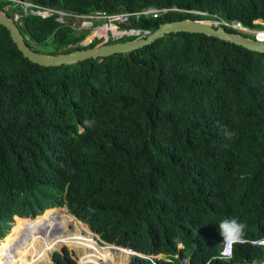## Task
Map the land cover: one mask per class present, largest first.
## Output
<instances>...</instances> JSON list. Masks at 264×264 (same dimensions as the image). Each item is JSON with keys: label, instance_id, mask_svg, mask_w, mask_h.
<instances>
[{"label": "trees", "instance_id": "trees-1", "mask_svg": "<svg viewBox=\"0 0 264 264\" xmlns=\"http://www.w3.org/2000/svg\"><path fill=\"white\" fill-rule=\"evenodd\" d=\"M30 1L77 12L179 9L122 25L149 31L182 18L215 16L258 29L263 25L253 21L264 22V0ZM6 3L0 0V9ZM15 9L4 12L11 17ZM20 20V34L38 52L99 42L79 44L88 30L76 32L53 16ZM62 205L91 234L74 242L62 226L51 243L54 227L38 238L36 256L45 263L77 264L65 248L51 252L66 244L81 264H112L111 245L94 233L144 255L125 263L132 253L117 247L113 264L264 262V247L247 242L233 245L227 259L217 257L224 219L245 223L247 239L264 236V53L181 31L125 53L42 66L23 57L0 25V244L15 220ZM65 212L48 211L46 226L62 222ZM43 218L21 222L1 264H10L12 250L21 258L29 252L33 231L24 232Z\"/></svg>", "mask_w": 264, "mask_h": 264}, {"label": "water", "instance_id": "water-1", "mask_svg": "<svg viewBox=\"0 0 264 264\" xmlns=\"http://www.w3.org/2000/svg\"><path fill=\"white\" fill-rule=\"evenodd\" d=\"M0 25L7 30L11 41L15 44L16 49L23 57L42 66L71 64L88 58H101L115 53H125L149 44L166 33L181 31L202 33L207 36L216 37L220 40L242 46L252 51L264 53V41H258L250 36H245L237 30H227L225 27L214 25L206 19L182 18L172 21H164L159 23L156 28L149 31L144 36L134 37L125 41L96 43L92 47L79 48L56 54L42 53L30 48L20 34L16 23L11 17H8L5 14L3 9H0ZM99 240L101 243H105L103 240ZM108 245L118 248L120 247L110 243ZM57 251L61 252V249H58ZM128 257L129 255H127L126 258L128 259ZM47 264H51V258Z\"/></svg>", "mask_w": 264, "mask_h": 264}, {"label": "built area", "instance_id": "built-area-1", "mask_svg": "<svg viewBox=\"0 0 264 264\" xmlns=\"http://www.w3.org/2000/svg\"><path fill=\"white\" fill-rule=\"evenodd\" d=\"M8 3L4 5V9H8L10 7H15L16 9L12 11V20L16 23V25H21L20 18L24 15H32L40 18H47L53 16L54 19L59 23H65L73 27L77 30H88V34H92V38L99 39L98 43L106 42L108 39L110 40H118L121 37H130L135 35L142 36L147 34L149 30L140 29V28H125L122 25H128L131 19L137 20L140 17L151 16L156 17L160 13H164L168 10H179L175 7H145L136 11H118L115 13H107L103 10H91L89 12H77L71 11L68 9L55 8L47 5L33 3L30 0H6ZM11 4V5H10ZM3 9V10H4ZM187 12L194 14H205V12H201L198 10L190 9ZM212 22V24L217 26H222L225 28H231L239 31L241 34L251 35L252 38H255L258 41H264V28L258 29L254 27L243 26L237 20H224L219 17L206 19ZM68 22H71L68 23ZM253 23H258L264 26V22L262 20H254ZM79 44H84L80 43ZM264 239L263 237H258L253 240ZM252 244V243H250ZM253 245V244H252ZM259 246V245H256ZM224 244L220 249V256L228 257L224 254ZM126 250L132 252L131 249L126 248ZM191 264V263H186ZM206 264V263H203Z\"/></svg>", "mask_w": 264, "mask_h": 264}, {"label": "rangeland", "instance_id": "rangeland-1", "mask_svg": "<svg viewBox=\"0 0 264 264\" xmlns=\"http://www.w3.org/2000/svg\"><path fill=\"white\" fill-rule=\"evenodd\" d=\"M11 5V4H10ZM205 17V16H204ZM68 23H70L71 24V22H68ZM63 24H65V23H63ZM260 28H264V26H262V27H260ZM235 30V29H234ZM78 31H80V30H77L76 32H78ZM263 35H264V33H263ZM139 36H142V33H140V35ZM248 36H250L251 37V35H248ZM131 37H138V35H135V36H131ZM91 38H92V34H87L82 40H81V43H88L90 40H91ZM125 38V37H124ZM80 43V42H79ZM53 208H57V209H61V208H65L64 206L63 207H53ZM65 211H66V209H65ZM41 213H39V215H40ZM45 216V217H44ZM43 217H41V218H43L42 220H41V223H38V224H35V225H33L30 229H27L25 232H24V234H27V233H30V232H32L31 233V236H30V238H29V242H28V244H29V248H30V250H29V252L28 253H30V254H28V255H26V256H23V258H21L20 256H19V254L17 253V251H15V255H14V252H13V250L11 251V253H10V255H9V257H8V260H9V262H10V264H16L17 262H19V264H23L24 263V261H26V260H28L29 258H34L35 259V256H36V254H38V246H40V244H39V240H38V238L39 237H41V236H44V237H46V235L48 234V233H51V231H52V226L54 225L55 227H56V225L55 224H59V223H52L49 227H47L46 225V223L49 221V219H50V216H48L47 215V213L44 215ZM67 216H69V217H73L71 214H68ZM40 218V219H41ZM39 219V220H40ZM37 220V219H36ZM38 221V220H37ZM12 222H13V219H12V221H10L9 222V229H10V227H11V225H12ZM22 222V221H21ZM19 223V224H17L16 225V229L14 230V228L8 233V238H9V242L7 241V243H5L4 245H1L0 244V264L2 263V261L4 260V255L5 256H7V252H6V249H7V247L10 245V243H12L13 241H14V239L15 238H17V236H18V229H19V226L22 224V223ZM24 222V221H23ZM36 222V221H35ZM81 222V221H80ZM24 223H28V222H24ZM34 223V222H33ZM60 223H64V220L62 221V222H60ZM74 223H75V226H77V227H81V228H83V230H78V231H75V230H73V233H71V234H73V236H74V238L71 236V238H72V240L75 242V240H78L81 236H83L84 234H85V228H86V224L84 223H79V221L78 220H74ZM86 225V226H85ZM14 227H15V224H14ZM71 227H72V223L69 225V229H71ZM88 227V226H87ZM58 228V227H57ZM56 228V229H57ZM55 229V230H56ZM14 231V232H13ZM11 232H13V233H11ZM11 233V234H10ZM14 234V235H13ZM24 234L21 236V238L24 236ZM54 234V233H53ZM12 235H13V237H12ZM51 236H52V233H51ZM50 236V238H52ZM12 237V238H11ZM36 237H37V239H36ZM97 237V236H96ZM99 237V236H98ZM97 237V238H98ZM11 238V239H10ZM19 239V241L15 244V248L16 247H19L20 246V244H21V242L23 243L24 242V240H23V238L22 239ZM100 238V237H99ZM2 239V238H1ZM0 239V240H1ZM25 243V242H24ZM51 243H52V239H51ZM99 243H101L100 241H99ZM103 244H105V243H102V245ZM51 246V245H50ZM48 248V247H47ZM46 248V249H47ZM62 248H65L66 250H67V252H68V254L75 260V262L77 263V264H81L80 263V260H79V257H78V251L77 250H75V249H73V248H71L69 245H66V244H63V245H61L58 249H62ZM58 249H52L51 250V252L53 251V250H58ZM81 250V249H80ZM115 251H116V247H113V246H111V252H110V260H111V262H112V264H113V254H115ZM51 252H49V256H50V254H51ZM14 260V261H13ZM128 259L126 258V260H125V263H127L126 261H127ZM16 261V262H15ZM100 264H108V262H105V261H101L100 262Z\"/></svg>", "mask_w": 264, "mask_h": 264}, {"label": "clouds", "instance_id": "clouds-1", "mask_svg": "<svg viewBox=\"0 0 264 264\" xmlns=\"http://www.w3.org/2000/svg\"><path fill=\"white\" fill-rule=\"evenodd\" d=\"M91 123L92 122H90V121H85V124L86 125H88V126H91ZM64 205H62V206H59V207H63ZM65 207V206H64ZM51 208H53V207H51ZM65 209H66V207H65ZM67 211V210H66ZM69 213V212H68ZM38 215V214H37ZM72 215V214H71ZM73 216V215H72ZM76 220H78L75 216H73ZM12 219H13V217H12ZM12 221V220H11ZM78 221H80V220H78ZM83 223V222H82ZM217 227L219 228V230H220V235H221V238H222V242H221V244H220V248H219V251H218V255H217V257L218 258H221V259H227L228 257H230L231 256V254H232V249H233V245H235V244H237V243H245V242H247V243H249V240L250 239H247V238H245L244 236H245V229L247 228V225L245 224V223H242V222H240L238 219H236V218H230V219H224V220H222L218 225H217ZM97 237H98V235L96 234V233H94ZM4 237V236H3ZM261 237H263V236H261ZM258 238V237H257ZM1 239V238H0ZM100 238L98 237V241H100L99 240ZM253 239H255V238H253ZM105 242V241H104ZM105 243H107V242H105ZM250 243H252L253 244V246H256V245H259L260 247H264V239H260V240H253V241H250ZM249 243V244H250ZM102 244V243H101ZM107 244H109V243H107ZM110 244H113V243H110ZM224 244V249H223V251H224V254L226 255V256H228V257H222V256H220V254H219V252H220V249H221V247H222V245ZM251 244V245H252ZM178 246H180V244L178 243L177 244ZM117 246H119V245H117ZM121 247V246H120ZM121 248H125L126 249V247H121ZM57 251V250H56ZM132 254H130L129 255V257L131 256V255H139V256H144V255H141V254H139L138 252H135V251H133L132 250V252H131ZM51 255V254H50ZM129 257H128V260H129ZM152 257H155V258H160V257H162V255L161 254H157V255H154V256H152ZM187 263H189V262H187ZM206 264H207V262H205ZM261 263H263L264 264V262H259V263H256V262H251V263H248V264H261ZM186 264V263H185ZM203 264V263H202Z\"/></svg>", "mask_w": 264, "mask_h": 264}, {"label": "bare ground", "instance_id": "bare-ground-1", "mask_svg": "<svg viewBox=\"0 0 264 264\" xmlns=\"http://www.w3.org/2000/svg\"><path fill=\"white\" fill-rule=\"evenodd\" d=\"M61 209H65V208H61ZM61 209H55V208H49V209H46V210H44L42 213H41V215H39L38 217H36L35 219H33V220H31V221H29V220H21V219H17V220H15L14 222H13V227H12V229L14 228V230L16 229V225L17 224H19L21 221L23 222H28V223H33V222H35V221H37V220H39L41 217H43L48 211H50V210H61ZM66 214H65V218H64V223H59V224H55L57 227H55L54 225L52 226V230H53V228L55 227V229H54V234L52 233V238H50V239H53V237H54V235H55V233L57 232V230L59 229V228H62V226H65L64 228L65 229H67L68 230V232H69V234H70V236H72L73 238H74V236H73V234H71V233H73V229H74V227H75V223H74V220H75V218L74 217H69V216H67L68 214H70V213H68L67 211L65 212ZM68 218H71L72 219V221H73V224H72V227H71V229H69L68 228ZM37 219V220H36ZM14 224H15V227H14ZM84 224V223H83ZM86 226V225H85ZM87 227V226H86ZM11 229V230H12ZM88 229V228H87ZM10 230V231H11ZM9 231V232H10ZM86 232H85V234H91V231L88 229V230H85ZM8 232V233H9ZM14 232V231H13ZM13 232H11V233H13ZM10 233V234H11ZM14 235V234H13ZM13 235H12V237H13ZM46 236H48V234L46 235ZM11 237V238H12ZM10 238V239H11ZM4 239V241H6L5 243H7V241L9 242L10 240H9V238H8V234L3 238ZM36 239H37V237H36ZM76 242H77V240H75ZM39 242V241H38ZM4 243V244H5ZM3 244V245H4ZM39 244H40V246H42V243L41 242H39ZM39 247V246H38ZM37 247V248H38ZM116 250H117V247H116ZM28 254H30V253H28ZM28 254H26V255H28ZM25 255V256H26ZM28 261H32L30 264H47V263H45V262H42L41 260H40V258L38 257V256H35V259L33 258H29L28 260H26V261H24V263L23 264H27V262ZM40 262V263H39Z\"/></svg>", "mask_w": 264, "mask_h": 264}]
</instances>
